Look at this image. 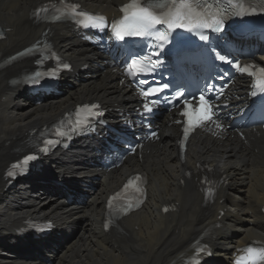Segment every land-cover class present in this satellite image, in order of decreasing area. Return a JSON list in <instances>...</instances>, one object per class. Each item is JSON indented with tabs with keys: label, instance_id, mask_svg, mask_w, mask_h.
<instances>
[{
	"label": "bare ground",
	"instance_id": "bare-ground-1",
	"mask_svg": "<svg viewBox=\"0 0 264 264\" xmlns=\"http://www.w3.org/2000/svg\"><path fill=\"white\" fill-rule=\"evenodd\" d=\"M43 1H1L0 24L9 31L0 41V62L34 42L46 29L32 18V10ZM78 1L110 13L125 0ZM48 37L77 67L90 62L87 72L94 71L95 75H71L64 81L63 94L37 105L25 97L20 85L10 84L31 65L30 60L0 71V264H178L204 232L216 256L206 264H228L237 246L250 238L264 239V132L260 138L250 140L252 146H243L235 139L219 145L199 138L181 159L174 136L177 130L162 126L154 153L144 156L141 162L134 156L107 176L87 166L91 156L88 142L77 144L64 154L48 158L45 174L70 186L95 185L94 193L85 191L82 203L66 204L47 198L37 201L34 196L39 193L43 176L34 183L20 182L5 189L4 172L9 162L25 150L31 129L50 123L77 103L98 100L108 108H127L132 99L128 89L117 86L113 75L97 70L90 61L95 56L73 35L70 26L53 25ZM206 162L229 178L210 204L204 202L194 177H185L186 170L193 171L198 163ZM134 167L148 173L147 201L123 221L119 233L108 234L103 230L104 199ZM171 202L178 204V211L163 214L162 206ZM222 210L224 215L219 217ZM47 213L46 217L57 224L50 238L37 245L26 242L28 238H17L15 230L26 217ZM216 222L222 226L213 229ZM56 232L61 235L56 236Z\"/></svg>",
	"mask_w": 264,
	"mask_h": 264
},
{
	"label": "snow or ice",
	"instance_id": "snow-or-ice-1",
	"mask_svg": "<svg viewBox=\"0 0 264 264\" xmlns=\"http://www.w3.org/2000/svg\"><path fill=\"white\" fill-rule=\"evenodd\" d=\"M229 5L228 8H213V5L208 3V0H156V2H148L146 5H142L140 0H131L129 4L122 6L121 12L124 14L123 17L116 22H113L112 28L114 35L123 40L127 37H142V38H153L160 43L158 47H163L164 43L168 41V34L164 31H159L157 26H166L168 30L177 28L187 29L188 31H199L201 29H207L214 32L222 31L223 19L226 14L231 12L235 15L254 14L257 11V6L264 10V0H256L257 6L249 4V8H245L241 0H227ZM78 5L72 4L68 6V11L64 13L65 16L76 13ZM41 11H47V9H41ZM82 17L79 23L85 26H95L100 22H103L102 16L90 15L85 12L76 13ZM61 16L53 17V19H60ZM202 40H207L208 37L201 34ZM151 55H156L152 53ZM151 55H139L134 58L131 64L128 66V75L135 76L138 74H144L148 71L149 66L153 64ZM219 59L225 60L224 56H220ZM229 63H231L229 61ZM67 67V65H65ZM235 67L241 71L248 73L250 76L256 78V86L264 87V67H258L256 65L245 64L241 66L240 63H236ZM41 74L36 73V77ZM141 83L147 84V81ZM163 89L159 87H147L141 89V95L149 97L156 95ZM157 101L145 102L143 107L145 111L151 112L153 109L151 104ZM189 101L185 100V107L181 112V115L186 118V126L183 127V135L186 140L191 130L199 127L207 122L212 121L214 116L213 104L209 99L205 97L203 93L199 96V104L189 106ZM97 105H86L82 109L77 110V120L75 121L77 126H80L84 121L80 119V113L87 111L89 115L93 114L91 109L97 108ZM176 123H181L176 121ZM219 127V125H217ZM56 135L63 136L64 133L59 129L56 131ZM155 135V133H153ZM56 141L47 139L43 141V147L39 148L40 152H48L49 146L55 145ZM35 155H26L21 162L14 164L12 167H20L21 163L27 165L29 161L35 160ZM8 176H13L14 172L9 171ZM139 176L134 177L128 181L124 186L125 190L129 187L134 186L135 181H139ZM138 193L143 195V190L139 187L135 189ZM208 194L211 195V189L208 190ZM120 193L112 197L108 206L111 209L113 207V200L120 197ZM142 203V201H138ZM134 205L127 203L122 209L125 213L130 210ZM167 211V209H165ZM107 226V225H106ZM199 247V246H198ZM204 251V249H200ZM245 252L244 256L237 257L236 264H244L245 261L248 264H264V248L254 249L248 247L242 249Z\"/></svg>",
	"mask_w": 264,
	"mask_h": 264
},
{
	"label": "rangeland",
	"instance_id": "rangeland-1",
	"mask_svg": "<svg viewBox=\"0 0 264 264\" xmlns=\"http://www.w3.org/2000/svg\"><path fill=\"white\" fill-rule=\"evenodd\" d=\"M39 195H36L35 198L39 201L40 199L38 198Z\"/></svg>",
	"mask_w": 264,
	"mask_h": 264
}]
</instances>
